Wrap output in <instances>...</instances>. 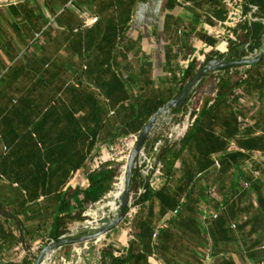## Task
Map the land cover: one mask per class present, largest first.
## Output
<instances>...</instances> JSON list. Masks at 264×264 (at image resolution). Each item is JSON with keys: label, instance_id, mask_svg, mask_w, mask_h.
<instances>
[{"label": "crops", "instance_id": "1", "mask_svg": "<svg viewBox=\"0 0 264 264\" xmlns=\"http://www.w3.org/2000/svg\"><path fill=\"white\" fill-rule=\"evenodd\" d=\"M227 1L0 0V264H33L75 232L103 202L89 201V180L108 147L141 135L208 60L261 46L260 9L219 50ZM156 128L145 154L161 175L132 192L148 194L119 228L48 264H264V58L211 74Z\"/></svg>", "mask_w": 264, "mask_h": 264}, {"label": "water", "instance_id": "2", "mask_svg": "<svg viewBox=\"0 0 264 264\" xmlns=\"http://www.w3.org/2000/svg\"><path fill=\"white\" fill-rule=\"evenodd\" d=\"M261 42V46L250 54L237 58L213 59L208 61L186 82L175 99L167 103L160 110L151 114L145 121L144 129L132 150L122 175L123 199L118 215L113 217L102 216L101 218L83 224L72 234L45 244L36 256L33 264H48L52 256L59 250L71 245L98 241L119 228L130 214L134 174L137 169L138 161L142 155H145V147L148 140L157 129L154 128L155 120L164 114L170 117L174 113L180 112L194 91L198 88V85L211 74L227 69L251 66L260 62L264 58V34L261 38ZM244 52H249L248 48Z\"/></svg>", "mask_w": 264, "mask_h": 264}, {"label": "built area", "instance_id": "3", "mask_svg": "<svg viewBox=\"0 0 264 264\" xmlns=\"http://www.w3.org/2000/svg\"><path fill=\"white\" fill-rule=\"evenodd\" d=\"M7 2H17L20 0H1ZM228 7L230 8V14L227 21L224 23V29L222 36L224 40L220 42L219 50L223 53H230L229 41L233 39L237 34H241V24H249L251 27L252 22L255 21V15L259 12L260 7L258 4L252 3V0H228ZM245 5L248 6V10L245 11ZM97 17H89L84 21V25H92L97 22ZM247 34L245 35L246 38ZM248 38H246L247 40ZM194 120L187 124H177L170 127V131L166 137V143L170 146L179 144L182 142L190 129L193 128ZM160 145L155 148V153L159 154ZM137 170H139L141 178L149 182L153 186V181L160 177L161 165L156 157H150L148 155H142L137 163ZM247 187V186H245ZM148 189L143 188L136 194H132L131 208H134L136 204L142 200L147 194ZM216 218V217H215Z\"/></svg>", "mask_w": 264, "mask_h": 264}, {"label": "rangeland", "instance_id": "4", "mask_svg": "<svg viewBox=\"0 0 264 264\" xmlns=\"http://www.w3.org/2000/svg\"><path fill=\"white\" fill-rule=\"evenodd\" d=\"M182 123H185V120L183 119ZM139 136L136 137H130L126 138L124 140L118 141L115 144H112L108 147L106 153L105 161H103L100 165V169L104 166L105 168H112L111 170L116 174L114 181L111 183V190L106 191V195L104 196L103 202L100 205H97L96 208L91 212V217H89L88 221L84 223L79 224H72V230L76 229L78 225H83L85 223H89L94 220L93 214L95 212H100L101 208L104 205H107L110 203V195L111 193L115 192L116 186L119 183V181L122 179V175L125 171V168L127 166L128 160L130 158V155L132 153V147L134 144L131 143H137ZM131 144V145H130ZM131 147V148H130ZM149 152V150H148ZM106 210V216L112 217L113 213L111 211V208H107ZM75 231V230H74Z\"/></svg>", "mask_w": 264, "mask_h": 264}, {"label": "trees", "instance_id": "5", "mask_svg": "<svg viewBox=\"0 0 264 264\" xmlns=\"http://www.w3.org/2000/svg\"><path fill=\"white\" fill-rule=\"evenodd\" d=\"M258 5H259L260 9L262 10V12L264 13L263 0H259V4ZM251 27H250V29H251ZM246 41H249V39H247ZM248 49L250 50L249 47H248ZM236 50H238V49H236ZM251 50L254 51V49H251ZM238 54H240V55L242 54L241 56H244L246 54V52H243V53L240 52ZM220 58H222V56ZM208 61H210V60H208ZM229 70L230 69H227L225 71H229ZM192 73L193 72L191 71V75H192ZM111 169L112 168H108L107 169V168H105L103 166L101 169L97 170L90 177L89 181H90V186H91V190H90L91 193L90 192L89 193L92 196V198L89 199L90 202H93V203L99 202L106 195V191H110L111 190V183L114 181V178H115V175H116ZM139 177H141L140 172H139V170L136 169L135 174H134V179H133L132 192L134 190V185H135V183H136V181H137V179ZM105 257H108V256H105ZM114 260L117 261L116 259H114Z\"/></svg>", "mask_w": 264, "mask_h": 264}, {"label": "bare ground", "instance_id": "6", "mask_svg": "<svg viewBox=\"0 0 264 264\" xmlns=\"http://www.w3.org/2000/svg\"><path fill=\"white\" fill-rule=\"evenodd\" d=\"M165 115V114H164ZM160 116L158 117L156 120H155V123H154V128H156V125L157 123L160 121V119L164 116ZM164 119V118H163ZM131 144H134L132 149L135 147V143H131ZM130 144V145H131ZM131 148V147H130ZM110 203H108L107 205H104L100 212H95L93 214V217H94V220L98 219V218H101L102 216H106V210L107 208H111V211L113 213V216H117L118 213H119V210H120V206H121V202H122V199H123V185H122V179L119 181V183L117 184L116 186V190L115 192L111 193L110 195ZM112 216V217H113Z\"/></svg>", "mask_w": 264, "mask_h": 264}]
</instances>
